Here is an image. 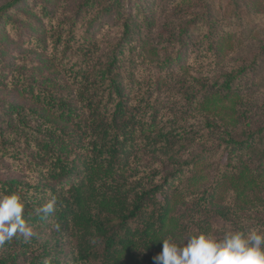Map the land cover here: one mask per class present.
<instances>
[{
	"label": "trees",
	"instance_id": "1",
	"mask_svg": "<svg viewBox=\"0 0 264 264\" xmlns=\"http://www.w3.org/2000/svg\"><path fill=\"white\" fill-rule=\"evenodd\" d=\"M20 1L1 6L0 19ZM127 1L144 8L142 0L83 1L86 14L116 12L121 36L108 30L114 37L107 48L79 41L73 29L69 57L48 56L30 74L14 75L17 95L30 103L0 106V156L21 173L0 180V195L19 194L27 223L48 231L54 244L31 249L32 241L17 235L0 246V264H154L161 240L178 243L190 226L196 233L221 223L223 232L264 231V125L238 102L239 78L258 59L222 81L189 77L188 67L175 76L181 54H170L168 39L139 49L146 37L138 46L142 30L133 8L124 14ZM96 16L81 20L93 26ZM62 38L58 32L55 49ZM46 42L32 45L44 49ZM147 51L159 73L144 78L131 64ZM44 68L53 71L39 78ZM196 116L199 127L191 122ZM196 146L202 149L193 154ZM208 150L224 163L199 189L204 174L197 168ZM52 197L56 210L37 214Z\"/></svg>",
	"mask_w": 264,
	"mask_h": 264
},
{
	"label": "rangeland",
	"instance_id": "2",
	"mask_svg": "<svg viewBox=\"0 0 264 264\" xmlns=\"http://www.w3.org/2000/svg\"><path fill=\"white\" fill-rule=\"evenodd\" d=\"M12 1L0 0V7ZM83 1L85 0H21L4 12L0 19L1 107L19 99L30 103L23 95H17L12 82L14 75L25 72L30 74L33 67L45 57L56 55L61 58L66 52L65 45L71 30H75L79 41L89 42L85 37L97 39L103 49L107 48L104 43H108L114 36H121V24L117 21L116 12H111L112 15L98 14L97 8H94L86 14L81 8ZM142 5L144 8L130 7V2L127 1L128 7L124 9L125 15L132 13L142 30L140 37L138 33L135 34L136 41L139 37L138 46L140 40L146 37L143 45L145 47L139 49H148L153 41L168 39L170 54H181V64L179 60H175L172 67L176 69L175 76L188 67L189 77L213 81L221 77L222 81L224 73L250 67L254 64L252 60L257 58L255 69L249 68L247 73L239 78L243 90L239 92L238 102L244 103V108H251L250 115L252 110L256 111L255 115L252 112L256 125H264V0H142ZM130 8H133L132 11ZM85 15L87 18L97 15L98 20L90 26L87 19L81 20ZM74 20L75 26L72 23ZM112 29L116 32L114 36V32L108 31ZM58 32L62 33L63 38L58 49H55ZM107 34L111 35L109 39ZM182 37L183 40L180 41ZM213 37L217 40L212 41ZM36 38L47 40L46 48H35L32 41L36 42ZM166 53L162 49L160 56L164 57ZM66 55L69 57L71 52L67 51ZM151 55L152 51H147L143 58L134 60L131 64L134 69L143 73L144 78L150 73H159L155 66L156 60H152ZM130 62L131 60L127 59V63ZM50 69L44 68L36 73L41 78L53 71ZM162 72H165V68ZM200 121V116H196L191 122L199 127ZM201 149L196 146L193 154L200 153ZM221 153H224V150H221ZM201 157L202 162L197 170L204 174V184L200 182L199 189L210 183L212 175L224 163L222 154L215 155L209 150ZM20 176L17 166L12 165L10 159L6 160L0 156V180ZM33 230L35 234L29 238L33 243L31 249L45 241L54 244L48 231ZM211 233L221 238L224 234L222 223L215 226ZM193 234L197 233L193 226H190L178 243L183 244Z\"/></svg>",
	"mask_w": 264,
	"mask_h": 264
},
{
	"label": "clouds",
	"instance_id": "3",
	"mask_svg": "<svg viewBox=\"0 0 264 264\" xmlns=\"http://www.w3.org/2000/svg\"><path fill=\"white\" fill-rule=\"evenodd\" d=\"M24 202L15 192L0 195V246L17 235L24 239L35 233L24 218ZM56 210V198L52 197L36 209L44 217ZM162 249L153 255L154 264H264V231L259 229L243 233L226 230L222 238L211 232H198L178 244L172 238H164Z\"/></svg>",
	"mask_w": 264,
	"mask_h": 264
}]
</instances>
